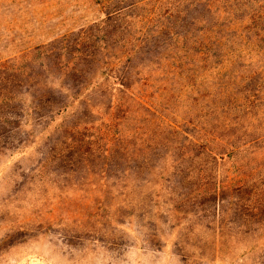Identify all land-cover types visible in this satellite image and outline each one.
Returning a JSON list of instances; mask_svg holds the SVG:
<instances>
[{"label":"rangeland","instance_id":"rangeland-1","mask_svg":"<svg viewBox=\"0 0 264 264\" xmlns=\"http://www.w3.org/2000/svg\"><path fill=\"white\" fill-rule=\"evenodd\" d=\"M0 264H264V0H0Z\"/></svg>","mask_w":264,"mask_h":264},{"label":"trees","instance_id":"trees-1","mask_svg":"<svg viewBox=\"0 0 264 264\" xmlns=\"http://www.w3.org/2000/svg\"><path fill=\"white\" fill-rule=\"evenodd\" d=\"M117 9H118L117 13H118V15H120L121 14V10H120L119 7ZM147 34L148 33H144L142 35L145 37ZM141 42H144V39L143 38L141 39ZM141 42L135 44V46L132 48V51H131L132 52L131 53L132 56L135 55V53L137 52L138 49H136V48L141 45ZM201 138H202L201 135H197V137H195V139L197 141L200 140ZM211 138H213V140H214L215 136H212L211 135ZM211 138H208L206 140L202 138V140H200V142L199 141L197 142L201 148H199L197 150L195 149L196 152H193L194 149L187 150L186 151V154L189 155V156L191 155L192 157L193 156L198 157L199 155H203L205 157H211L212 154L215 155V157L218 156L219 154L228 155V156L233 157V155H235L236 153H238L237 151H238L239 148H237V147H239V146L236 145L235 142H232L233 141L232 139H227L229 141L228 144L227 145H224V146L222 145V147H220L219 144H217L216 146H213V143H211ZM191 143H193L195 146H197L196 141L193 140V142H191ZM223 155L221 157H223ZM214 188L215 189H213V191H212L213 193L212 194H214L215 199H216V196H217V191L216 190L218 188H217L216 185H215ZM207 190L209 191L210 188L209 189H207V187L204 188V191H207Z\"/></svg>","mask_w":264,"mask_h":264}]
</instances>
